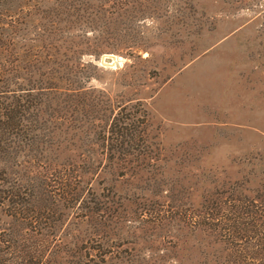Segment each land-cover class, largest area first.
Wrapping results in <instances>:
<instances>
[{"label": "trees", "instance_id": "trees-1", "mask_svg": "<svg viewBox=\"0 0 264 264\" xmlns=\"http://www.w3.org/2000/svg\"><path fill=\"white\" fill-rule=\"evenodd\" d=\"M206 1L0 0V264H264L259 154L166 147L158 88L85 60L184 61L243 11L264 33V0Z\"/></svg>", "mask_w": 264, "mask_h": 264}, {"label": "rangeland", "instance_id": "rangeland-1", "mask_svg": "<svg viewBox=\"0 0 264 264\" xmlns=\"http://www.w3.org/2000/svg\"><path fill=\"white\" fill-rule=\"evenodd\" d=\"M206 2L215 3L209 15H224L221 0ZM240 14L249 22L243 28L190 37L204 47L184 61L180 52L165 49L159 50L155 64L113 53L85 58L98 68L91 84L102 86L126 64V84L158 88L151 101V124L152 130L163 132L166 147L212 146L207 159L217 163L250 153L264 161V33L251 23V15ZM141 53L142 58L149 55Z\"/></svg>", "mask_w": 264, "mask_h": 264}, {"label": "bare ground", "instance_id": "bare-ground-1", "mask_svg": "<svg viewBox=\"0 0 264 264\" xmlns=\"http://www.w3.org/2000/svg\"><path fill=\"white\" fill-rule=\"evenodd\" d=\"M114 59V58H113Z\"/></svg>", "mask_w": 264, "mask_h": 264}, {"label": "water", "instance_id": "water-1", "mask_svg": "<svg viewBox=\"0 0 264 264\" xmlns=\"http://www.w3.org/2000/svg\"><path fill=\"white\" fill-rule=\"evenodd\" d=\"M117 63V62H116Z\"/></svg>", "mask_w": 264, "mask_h": 264}]
</instances>
